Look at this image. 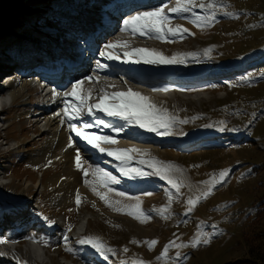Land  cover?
I'll list each match as a JSON object with an SVG mask.
<instances>
[{
    "label": "rangeland",
    "instance_id": "obj_1",
    "mask_svg": "<svg viewBox=\"0 0 264 264\" xmlns=\"http://www.w3.org/2000/svg\"><path fill=\"white\" fill-rule=\"evenodd\" d=\"M54 1L56 0H48L49 4ZM57 1L61 3V8L63 9L79 8V17L82 18L81 9L89 0H83L79 6L75 7L73 5L78 3L77 0ZM91 1L97 5L99 2H103V0ZM123 2L130 3V0H121L120 4ZM211 2L212 0H195L197 6L194 7V11L201 15L207 14L206 9L200 8L198 5L200 3L207 5ZM215 3L217 6L223 5V11L237 12L238 15L225 16L221 12L218 14L214 24L203 29L196 25L193 28L191 20L183 19L180 24L181 18H174L170 21V27H174V24L177 25L179 23V25L194 34L175 41H161L154 37L146 38L140 35H133L131 31H122L115 26L111 27V30L108 29L103 32L102 37L97 40L98 52L104 50V45L109 42H126L124 39H132L127 44V49L117 48L115 50L130 51L134 47H142L155 49L167 57H172L176 54L185 56L178 57L185 58L186 62L183 64H140L147 69V72H144L147 76L146 83H148V88L145 91H137L131 83L130 85H107L104 82V87L107 89L104 106L119 102L109 95L111 94L110 92L114 93L113 91L117 89H131L150 98V102L154 103L158 108L166 109L169 115L177 118L176 124L179 126L174 125L169 129L172 133L170 135L160 136L145 129H140L137 126H129L130 130L127 128L124 132L117 134L118 137L129 141L142 142L143 145H153L160 151L148 150L145 152L141 151V153H131L132 155L136 154L147 159V156L143 157L142 155V153H147L161 161H171L183 169V172H176L173 177L174 180L181 184V195L177 196L173 193L166 217L152 212L151 219L141 223L132 216L127 215L126 212L113 211L112 208L104 203L105 207L113 214L127 216L136 223L147 225L149 232L146 235L139 236L120 221L111 219L108 216H100L103 213H100L93 206V202L87 200L83 195H81V206H77L75 202L63 216L64 210L48 197L46 194L47 190L45 191L41 184L45 179L42 174L43 169H48L46 172L48 175L54 173L55 170L52 166H48V163L41 165L30 160V154L34 153L44 140V138L40 139L39 137L40 131H36L43 128V123L36 127L33 123L37 114H32L41 109V106L47 100L39 92L41 90L36 89L33 84L22 98L14 99L9 90H6L4 95L6 103H9L10 96L14 101L11 108L6 111V114L0 116V124L2 123L3 127L7 126L5 129H0V183L2 184L0 185V203H3L0 205H4L3 207L15 206L18 208L17 211H24V207L21 206L24 204L25 207L28 205L40 207V216L43 219L44 217H49L62 229L69 228L71 226L69 222L73 223L77 220V217L85 208L94 210L97 216H95V220L91 219L89 221L87 232L83 233L81 238L86 235L100 238L101 232L102 238L100 240L116 252L115 255L109 254V259L107 261L104 260V264H117L119 263L118 260L121 264L122 262L123 264H133V262L139 264L140 261H144L146 264H229L243 256L246 251L244 231L247 227V221L250 219L249 214L251 210L255 209L254 203H258L261 196V194L258 195L257 187L263 172L255 171L253 166L264 161V152L261 154L258 151L260 146L257 142L254 143V140L252 141L253 144L247 147L231 144L226 146V143H215L216 145L212 146L214 148H203L198 147L197 144H199V141L203 143L207 138H212L216 133H220L219 135L224 137L232 134V138L236 142L244 137L252 140L249 137L250 135L257 137L259 143L264 142V78L261 77V73H264V0H215ZM29 4H31V8H28L29 6L18 7V11L25 21L23 24V21L20 20V27H4L0 23L1 79L12 70L10 68L8 72L2 71L7 69L6 64H4L7 58L14 61L11 58L13 55L14 58L17 56V58L21 59L24 52L33 51L35 47L40 49L48 48L47 45L53 41L41 37L39 30L35 31L37 34L35 37L30 36L33 33L27 34L28 30L24 25L29 21V18H49L39 14L43 13V9L39 7L40 2ZM143 5L151 6L145 11L161 6H164L165 11H167L168 8L176 5V0H150ZM95 8L100 9V6ZM96 12L99 13V11ZM55 13L50 12L49 16H57L58 14ZM7 18L9 16L2 17V12H0V20ZM88 18L91 17L84 18L83 22L90 25L91 21ZM124 19H127V17H120L122 24ZM58 23L60 30L68 26V20L63 22L60 19ZM195 32H197V35H195ZM66 43L75 45L70 40ZM63 47H71V45L63 44ZM208 48L214 54V58L205 60L206 65H199V58L195 61L186 59L187 54H195L196 50H206ZM50 56L55 58V52L51 53ZM90 61L93 60L91 59ZM225 64L240 69L226 71ZM107 66L111 68L109 65ZM115 70L116 72H113L114 74L112 75L117 80L119 79L118 73H126L125 68L123 70L115 68ZM210 71H215V73ZM102 72L104 73L101 74V77L106 79V74L108 73L104 69H102ZM176 74H182V78L185 79H179ZM197 74L201 75V77L195 78ZM212 75L216 82L214 85L212 84L213 82L208 81ZM33 77L34 75L32 74ZM186 77L189 78L186 79ZM248 77H252V79H248ZM170 84L172 86L179 85L180 88L174 93L166 91L171 86ZM95 85V83L90 84L92 88ZM67 87L69 88L71 85L69 84ZM189 89L191 90L190 92H188ZM198 89L203 91L195 92ZM92 97L100 102L102 96L93 94ZM217 106L225 108L224 116L221 113H215L206 120V116L201 117L202 112L211 113L217 110ZM101 117L107 119L106 122L117 126L123 123L119 119L113 120L114 117H109L106 114H102ZM179 121L187 122L180 123ZM209 124L212 127H204V125ZM27 125H30V127L25 130ZM221 127H225L228 130L219 131ZM101 128L105 129V132L108 130V128L99 124L93 127V130L97 133H104V131L100 130ZM22 129H24L23 132ZM212 131H215V133ZM181 132L186 133V135H180L179 133ZM141 134L145 138L141 139L135 136ZM17 145L20 146L14 148ZM183 146L185 150L181 151ZM216 146L219 147L215 148ZM79 148L81 149V147ZM106 159L108 158L99 157L96 160L90 159L88 162L90 165H99L102 169L117 176L120 181H125L119 175L120 172L117 169V165H110L106 162ZM139 161L140 159L136 158L132 166H140ZM28 164L34 167L28 166ZM40 165L41 167H39ZM143 167L145 171L149 170L146 165ZM82 168L88 169V166L84 164ZM222 169H230L226 183L217 187L207 199L202 200L195 206L190 215H186L187 199L189 197L194 198L206 190L207 185L202 182L210 180V174H218ZM80 173L82 177L85 176L84 171L81 169ZM136 181L137 184H131L128 180L127 183H124V186L113 185L114 189L127 194L124 197L119 196L117 191L107 192L106 190L105 193L110 200L120 201L121 205H134L137 203L135 198L138 197L139 201L142 202L141 208L143 210H151L153 208L160 210L169 203V193L172 190L166 181L156 176ZM88 184H91V182L89 181ZM12 186L17 188L14 194L9 193ZM23 188H26V190L22 191ZM146 192L152 194L144 195ZM3 207H0V212H4ZM26 208L25 212L31 207ZM3 215H6V212ZM12 216L15 220L21 218L20 214H12ZM33 217L37 220L35 216ZM213 225H216L215 229H213ZM200 231H215L217 234L207 245L201 244L198 247L185 246L182 248L170 247L167 258L157 259L169 241L179 237L177 243L183 242L187 245L192 237ZM57 234L54 233L50 239L56 238L58 240L56 243H63V237L67 235L70 244L76 251L70 252L67 257L61 254V256H58L55 243L53 248L44 247L49 252L47 251V256L42 257L43 259L40 260L43 263L79 264L78 262H73L70 257L71 255L84 256L82 250H86V253L89 251L94 253L95 257L99 259L103 258L90 246L77 244L75 237H71L69 232L65 231L64 233L60 232L59 235ZM103 237L108 238L109 242ZM7 240L10 247H7V243L3 244L5 248L0 250V255L6 254V249H8L13 255L16 264H42L39 260L37 262V259H33L31 251L29 252L28 248H26V241L19 246L16 240L10 238ZM151 240H157L158 243L150 248L145 241ZM134 241H140V243ZM38 248L40 249V247ZM178 251L183 254L179 260H177L176 256ZM83 264H86V262L84 261Z\"/></svg>",
    "mask_w": 264,
    "mask_h": 264
},
{
    "label": "snow or ice",
    "instance_id": "obj_2",
    "mask_svg": "<svg viewBox=\"0 0 264 264\" xmlns=\"http://www.w3.org/2000/svg\"><path fill=\"white\" fill-rule=\"evenodd\" d=\"M195 0H176V5L174 7L168 8L165 11V7H155L148 11H137L134 15L129 16L127 19L123 20V25L121 30L131 31L133 35H140L146 38H156L161 41H175L177 39H184L188 35H194L190 33L188 29L184 28L182 25H175L170 27V21L174 18H184L191 20L193 24L197 27L205 28L210 27L217 20L218 14L223 12L225 16H236L237 12H227L223 11V5L217 6L215 0H212L211 3L205 5L200 3L198 6L200 8H205L207 14L201 15L194 11ZM127 49V42L115 41L109 42L104 45V49L100 51L99 55L101 57H106L109 60H123L125 63H144V64H183L185 59L178 58L182 54H176L172 57H167L161 52L155 49L134 47L130 51L124 50L122 53L114 55L109 49ZM207 54V53H206ZM194 55V54H191ZM261 77L264 78V73H261ZM86 80H92L93 77L89 76L85 78ZM252 79V77H248ZM83 81L77 80L72 84L71 93H64V110L62 113V124H67L68 129L75 134V137L80 138L87 145L91 146L93 149L98 150L100 153L106 154L118 162L117 169L120 172L121 177H125L131 180H141L150 176H156L161 180H164L169 185L172 190L169 193V203L164 205L160 210L155 208L151 210H143L141 208L142 202L139 201V198H135L137 203L134 205H121L120 201H112L108 198L105 191L97 190V186H92V191L96 196H98L105 205L112 208L113 211L125 213L137 219L141 223L146 222L151 219V213L156 212L158 215L165 216L168 213V209L172 200V195L175 193L177 196L181 195L180 188L181 184L174 180L173 177L176 172H183V169L176 166L171 161H161L156 157H151L150 154L142 153L143 156H147V159L141 158L139 161L140 166L133 167V161L136 159L135 156L129 155L130 153H141L142 150L136 148H127V149H106L102 144H115L116 139L113 136L109 135H100L97 132L89 131V129L95 127L97 124L102 125L105 128H109L113 133L119 134L124 132L128 126H137L140 129H145L147 131L156 133L160 136H166L172 134L169 129H171L174 124L177 122V118L168 114L166 109L158 108L154 103L150 102V98L143 96L141 93L134 92L129 89L127 92H115L111 93L113 98L119 102L113 103L110 106H104V100L106 97L102 96L100 102L97 104H87V110L84 111V105L87 102V97L81 98L78 95V89L80 88ZM103 91V90H101ZM55 95V92L53 93ZM75 98L79 101V104L73 103L72 100ZM106 113L109 117L118 118L123 123L119 126L112 123L105 122L104 120L96 117V110ZM61 115V114H58ZM91 115L96 117V119L89 123L84 120V117ZM180 123H185L187 121H179ZM79 123V127H78ZM204 127H212V125H204ZM225 127H221L219 131H227ZM235 130V129H233ZM180 135H186V133H179ZM73 137H69L68 147H73ZM76 167L84 171L85 174V183L88 184L87 180L88 170L82 168V156L79 148L76 149ZM49 163H51L49 161ZM144 165L149 169L148 171L144 170ZM92 167V175L94 177L99 176V186L103 189H106L107 192L117 191L118 195L121 197L126 196L127 194L123 191H118L113 188V185L120 183V179L117 176H114L111 172H108L98 165L90 166ZM230 169H222L219 173L210 174L211 178L208 181H204L207 185L206 190L202 191L199 195L189 197L187 199L186 215H190L197 204L202 200L207 199L217 187L223 186L226 183L229 176ZM218 176V178H217ZM152 193L146 192L144 195H151ZM75 202L77 206L81 203V194L79 190L76 191ZM95 206V204H93ZM71 210V209H70ZM44 220L52 224V221L49 217H44ZM186 222V221H184ZM213 229L216 228V225L212 226ZM215 231L213 232H204L200 231L197 235L193 236L192 239L185 245L183 242L177 243L179 237L175 240L169 241L168 244L164 246L163 251L157 259L167 258L168 251L170 247L182 248L185 246L198 247L201 244L207 245L211 242V239L216 235ZM65 242V248L69 252H74L76 249L70 244L69 238L67 235L63 237ZM2 242V241H0ZM140 243V241H134ZM149 247H153L158 243L157 240L145 241ZM47 243V241H45ZM77 243L80 245H88L94 249L101 257L106 261L109 259V254L115 255L114 249L106 246L102 240L98 237H93L91 235H86L77 240ZM127 251V249H125ZM177 260H179L183 254L177 252ZM123 264V262H122ZM135 264V262H133ZM139 264H146L144 261H140Z\"/></svg>",
    "mask_w": 264,
    "mask_h": 264
},
{
    "label": "bare ground",
    "instance_id": "obj_3",
    "mask_svg": "<svg viewBox=\"0 0 264 264\" xmlns=\"http://www.w3.org/2000/svg\"><path fill=\"white\" fill-rule=\"evenodd\" d=\"M38 7V6H37ZM42 7V6H39ZM90 15L92 14V10H90L88 12ZM58 17L55 15V17L53 16L52 20H55V18ZM76 18V17H74ZM49 20V21H50ZM31 29L37 30L38 29V25L35 26H31ZM105 29H109V26H105ZM40 33L42 35V37H46V38H51V39H57L60 40L63 36V33H61L59 31V29L53 25V24H49L47 26L41 27L40 28ZM137 40H141L139 38H136ZM69 40V39H68ZM126 40L127 44L129 42L132 41V39H124ZM77 40H72V42H76ZM79 45V44H77ZM64 49L70 50V47H64ZM105 50V49H104ZM102 51V50H101ZM108 51H112V53L114 55L118 54V53H122V51L124 50H120V51H116L115 49H109ZM94 52V51H93ZM210 53L209 48L206 50H196L195 51V55L193 56H188L186 57V59L188 60H193L196 58V56H201L202 59L205 58V56L207 54ZM70 54V52H69ZM72 55V54H71ZM86 55H81L80 57L82 58V60H84V57ZM101 57V56H100ZM103 60L105 61H109L114 65V68H117L119 70H123V68L126 69V73L128 74L129 80H133L135 81L138 87H141V82L147 80V76L145 75L144 72H147V69L143 66H141L140 64H144V63H125L123 62V60H109L106 57H101ZM76 60L73 57V61ZM87 61H90V59L88 58ZM93 63H90V65H92ZM57 63L56 62H51L49 63L48 67L43 68L41 71H49L51 69H57ZM36 70V69H35ZM87 71V70H86ZM84 73V75H80V76H74L71 81L69 83H74L77 80H81L86 83H95V90H93L94 94H98L101 96H106V88L104 87V83L102 82H106L107 85H114V84H125V85H130V81H123L124 75L123 73H121L122 76H118L119 77V81H107V80H101V81H94V79H96L93 75H90L88 73ZM13 73V72H12ZM23 77L19 78V75H17V78H14L12 80L7 79V87L6 89L9 90V92L12 94L14 99H19L25 96L26 92H28L31 88L30 86L32 85V74H29L28 71H23ZM21 74V73H20ZM11 74H8V76ZM6 76V77H8ZM93 77L92 80H86V77ZM116 78V77H114ZM46 79H52L50 77V75H48L46 77ZM61 83H64L61 81ZM82 83V84H83ZM81 84V85H82ZM2 85V84H1ZM68 84H65V86L63 87H58L57 83H55V86H52L48 91H47V95L48 98L47 100L43 103V105L41 106V109L35 111V113H33L32 115L37 114L36 120L34 121V125H36V127H38L41 123H43V128L42 129H37L36 131H40L39 133V137L40 139L44 138V140L41 143V146L35 150L34 153L30 154V160L34 163H39V164H45L48 163V166H52L53 169L55 170L54 173H52L51 175L46 174V172L48 171L47 168L43 169L42 174L44 175L43 177H45V179L41 182V184L43 185V188L46 192V194L48 195V197L53 200L55 203H57V205L62 208L64 210V214H62L63 216H65L67 209L71 208L74 204H75V197H76V191L79 190L80 194L85 196L87 198V200H91L93 202V204H95V207L100 211L101 214L100 216H108L111 219H115L117 221H120L122 224H124L125 226H127L129 229H131V231L134 234H137L139 236H143L146 235L149 230L147 225L145 224H141V223H136L134 221H132V219H130L127 216H122V215H115L112 212H110L102 203L101 199L96 196L94 194V192L92 191V186L96 185L97 186V190L99 191H106V189H103L102 187L99 186V179L100 177H94L92 175V167L90 166H96V165H90V163L88 162V160L90 159H98L99 157H107L108 159H106V162H108L110 165H117L118 162L113 158L110 157L106 154L100 153L98 150L93 149L91 146L87 145L85 142L80 141L78 137H75V134L73 132H71L68 127L67 124H62L61 123V119L62 117V113L64 110V93H71L72 91V87L69 88L68 90H64L67 87ZM143 88L147 89V85L143 84ZM103 90V91H101ZM128 90L125 89H117L114 90L113 92H127ZM178 91V89H176L175 87H173L171 89V92H176ZM203 90H197L196 92H201ZM55 92V95L53 94ZM112 93V92H110ZM78 95L83 98V97H87V102L85 105L87 104H97L99 102H93L89 96H90V90L86 89L83 90L82 86H80V88L78 89ZM37 98V97H36ZM76 100L75 98H73L72 102L75 103ZM79 103V102H78ZM52 108V109H50ZM51 110H55L54 112ZM99 110V109H98ZM100 113L102 114H106L102 111L99 110ZM61 114V115H58ZM32 125V124H31ZM28 127H30V125H27L26 129H28ZM79 127V126H78ZM24 131V129H22V132ZM100 135H109V136H113L116 139V143L115 144H102L103 147H105L106 149H116V148H120V149H127V148H136L139 150H142L143 152L151 150V151H155V152H160L156 147H153V145H143V143H138L136 141H129L123 138H120L117 136L116 133L111 132H105L102 133ZM73 137V147H68L69 145V137ZM138 138H145L144 136L141 135H135ZM20 145H17L14 148H18ZM81 147V149L79 148ZM79 148L80 152H81V156H82V167H84V164L88 166V176H87V180H89L91 182V184H86L85 183V176L82 177L81 173H80V169H78L76 167V161H75V156H76V149ZM95 154V155H94ZM131 156H135L137 159H141L142 157L134 154L132 155L131 153L129 154ZM144 157V156H143ZM145 158V157H144ZM49 161L51 163H49ZM41 165L39 167H41ZM99 166V165H98ZM100 167V166H99ZM125 178V177H124ZM127 180H129L131 182V184H137L136 180H131L126 178ZM16 186H12L10 187L9 193L10 194H14L16 192ZM26 188H23L22 191H25ZM162 190V189H159ZM82 200V199H81ZM3 204V203H1ZM81 206V203H80ZM87 206V204H86ZM93 208V207H91ZM84 213V214H83ZM92 215V217L90 218V216ZM80 216V221L85 219L87 220L86 223V227H85V231H87V227L89 225V221L91 219L95 220V216H97V214L94 212V210H90L89 208H85L82 213L79 215ZM1 219V218H0ZM86 222V221H85ZM80 225V224H79ZM76 243H77V239H76ZM26 244V248H28V251L30 252L31 250L34 252L32 253V256L36 257L39 256V259L42 260V253L47 254L46 250H41L37 247L34 246H30L29 243H25ZM65 244V242H58L55 244V248L57 251H60L62 246ZM78 244V243H77ZM32 247V248H31ZM89 255L91 256H95L94 253L92 252H88ZM71 260L73 262H78V263H84V259L81 258L80 256L77 255H71ZM38 262V260H36Z\"/></svg>",
    "mask_w": 264,
    "mask_h": 264
},
{
    "label": "trees",
    "instance_id": "obj_4",
    "mask_svg": "<svg viewBox=\"0 0 264 264\" xmlns=\"http://www.w3.org/2000/svg\"><path fill=\"white\" fill-rule=\"evenodd\" d=\"M40 2L39 6H42L41 8L46 9L50 4L48 0H0V12H2V17H5L6 15L9 16V18L5 20H0V23L4 27H12L17 28L21 26V21H23V24L25 23L23 17L18 11V7H28L31 8V4L34 2ZM55 2V1H54ZM53 3V2H52ZM52 5V4H51ZM53 7V5H52ZM27 8V9H28ZM25 9V10H27ZM19 19V20H17ZM184 18H181L182 21H180V24L183 22ZM179 25V23L177 24ZM195 24H191L193 28ZM175 26V24L173 25ZM23 27V26H22ZM9 30H18V29H9ZM195 35H197V32H195ZM212 46V45H211ZM214 54L206 55L204 59L201 58L198 60L199 65H206L207 63L204 62L207 59L212 60L214 58ZM194 61L197 60V58L193 59ZM226 71L228 70H238L240 68L231 67L227 64H225ZM253 65V64H250ZM221 69V68H220ZM247 70V69H246ZM234 71V72H235ZM245 71V70H244ZM211 72V71H210ZM233 72V73H234ZM211 73H215V71H212ZM213 85L216 84L215 81L212 83ZM219 106V105H218ZM217 106V107H218ZM225 108L224 107H218L216 111L210 112H202V116H206L205 120L209 117L214 115L215 113H221L224 116ZM215 133V131H212ZM220 133H216L212 138H207L208 143H226L227 145H243L244 147H247L249 145H252V141L254 140V143H258L260 148H258V151L261 152V154L264 152V142L259 143L258 138L254 137L253 135H250L249 137L252 138V140H248L247 138H241L237 140L238 142L233 140V135L230 134V136L224 137L220 136ZM207 141V140H206ZM213 141V142H212ZM221 141V142H220ZM228 143V144H227ZM262 144V145H261ZM216 144H209V147L204 148H214L212 146H215ZM262 146V147H261ZM219 146H216L217 148ZM240 147V146H238ZM254 170L257 172H263V175L261 177V180L259 181L258 185V195L261 194L260 200L258 203H254L255 209L251 210L249 216L250 219L247 221V227L244 231V237L246 242V251L243 256L233 260L229 264H264V161L256 163L253 166Z\"/></svg>",
    "mask_w": 264,
    "mask_h": 264
}]
</instances>
